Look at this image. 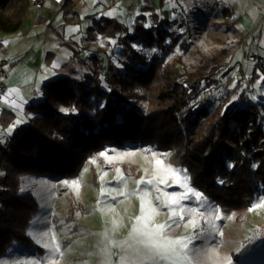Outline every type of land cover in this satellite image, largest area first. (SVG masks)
I'll return each mask as SVG.
<instances>
[{
  "label": "rangeland",
  "instance_id": "obj_1",
  "mask_svg": "<svg viewBox=\"0 0 264 264\" xmlns=\"http://www.w3.org/2000/svg\"><path fill=\"white\" fill-rule=\"evenodd\" d=\"M161 9L155 10L154 19L168 22L166 46H146L135 41V50L148 58L158 56L161 69L182 74L196 90L192 103L222 91L225 72L230 68L225 63L230 52L217 49V43L222 41L221 26L201 20L194 37L185 21L188 7L181 16L180 8L168 13ZM14 10L10 8L9 13ZM137 14L145 17L144 25L151 24V12L140 10ZM81 37L78 32L67 35L78 44ZM93 44L91 50L81 48V55L95 53L104 64L108 57L120 66L124 51L115 37L99 34ZM9 55L16 59L13 51L3 52L0 58ZM86 62L90 64L91 60L86 58ZM43 63L36 67L33 60L26 58L6 66L10 70L19 64L20 71L12 76L14 87L9 92L13 99H22L24 106H14L12 124L5 128L0 125L1 144L32 116L25 105L40 99L43 79L46 82L56 76L46 67V59ZM246 83L236 69L227 88L245 87ZM251 88L255 91L253 100L264 111L261 73L255 76ZM236 92H227V103L235 99ZM151 93L152 90L146 95L142 92L140 98H130L125 105L146 116L156 108L148 99ZM29 94L34 96L29 99ZM214 107L215 104L210 109ZM260 113L264 124V113ZM171 152V147L159 149L156 143H108L89 155L72 177L22 175L20 192L32 194L37 203L27 228L31 244L13 243L0 256V264H264V194L250 207L224 214L191 184L184 168L168 161ZM73 181L78 182V187L73 186ZM158 225L164 227L158 229ZM146 232H152L154 239H178L180 243L171 246L175 253L164 259L155 255L146 243H141L149 239Z\"/></svg>",
  "mask_w": 264,
  "mask_h": 264
},
{
  "label": "trees",
  "instance_id": "obj_2",
  "mask_svg": "<svg viewBox=\"0 0 264 264\" xmlns=\"http://www.w3.org/2000/svg\"><path fill=\"white\" fill-rule=\"evenodd\" d=\"M28 2L0 0V32L20 28ZM155 15L150 25L137 22L131 31L113 19L99 24L100 34L115 37L122 46L120 66L108 57L104 64L98 54L74 51L42 84L40 99L26 104L32 116L0 143V256L15 242L31 244L27 228L37 203L32 194L20 192V177H72L108 143L171 147L168 161L184 168L191 184L224 214L250 207L264 194V124L257 106L243 93L229 103L225 97L236 88H227L236 68L226 70L222 91L192 103L196 90L182 74L161 69L158 56L148 58L133 47L135 41L166 46L168 22L158 23ZM150 90L148 99L156 104L150 114L140 116L125 105ZM14 118L13 111L1 110V127Z\"/></svg>",
  "mask_w": 264,
  "mask_h": 264
},
{
  "label": "crops",
  "instance_id": "obj_3",
  "mask_svg": "<svg viewBox=\"0 0 264 264\" xmlns=\"http://www.w3.org/2000/svg\"><path fill=\"white\" fill-rule=\"evenodd\" d=\"M28 2V0H26ZM193 0H63L61 4H55L44 0L40 8H35L28 2L24 21L19 30L12 33L0 32V56L3 52L13 51L15 60L28 58L33 60L36 67L48 62V70H55L69 58H73L74 51L91 50L93 42L99 39L97 26L106 19H113L118 23L127 26L130 30L137 22L145 24L143 15L137 11L147 10L151 14L161 9L164 13L175 8H180L183 14L184 7H187ZM216 3L226 7L225 16L228 19L229 27L243 38L240 45L229 54L226 64L228 67H242L247 81L245 87H236V97L245 94L246 99L257 106L253 99L251 88L255 76L261 73L264 76V0H215ZM140 5V9L133 16H126L125 9L130 5ZM132 19H135L131 24ZM75 32L81 34V44L67 38ZM254 55L263 63V69L256 67V61L248 57ZM42 61V62H41ZM12 62V63H13ZM44 64V63H43ZM20 71L19 64L7 70L5 78L6 91L0 96V111L5 109L14 111V106H24V101L13 99L9 88L14 87L12 76ZM54 71V72H53ZM260 77V76H259ZM258 77V78H259ZM49 78V77H48ZM46 80L43 79V83ZM30 92V91H29ZM28 92V93H29ZM30 96V97H29ZM34 96L29 94V99ZM235 97V99H236ZM27 104V103H26ZM26 106V105H25Z\"/></svg>",
  "mask_w": 264,
  "mask_h": 264
},
{
  "label": "built area",
  "instance_id": "obj_4",
  "mask_svg": "<svg viewBox=\"0 0 264 264\" xmlns=\"http://www.w3.org/2000/svg\"><path fill=\"white\" fill-rule=\"evenodd\" d=\"M30 5L35 8H40L44 0H28ZM55 4H61L63 0H49ZM117 1V0H110ZM188 15L185 18L188 29L194 37L197 36L201 28V20H209L213 25H219L222 28V41L217 43V49L219 51L231 52L242 42L243 38L240 34L234 32L228 25V19L222 14L223 10H226L224 5L216 3L215 0H193L188 4ZM140 9L139 5H130L126 7V16H133L137 10ZM250 60L256 61V67L263 69V63L257 59L256 56L250 55ZM14 60V57L9 55L8 57L0 58V96L6 91L5 78L7 76L6 66ZM237 75L240 78H244L242 67H237Z\"/></svg>",
  "mask_w": 264,
  "mask_h": 264
},
{
  "label": "snow or ice",
  "instance_id": "obj_5",
  "mask_svg": "<svg viewBox=\"0 0 264 264\" xmlns=\"http://www.w3.org/2000/svg\"><path fill=\"white\" fill-rule=\"evenodd\" d=\"M17 123H19V121H17ZM9 131H11V129H9ZM101 155H103V153H101ZM157 163H159V161H157ZM231 167V165H230ZM163 183V181H161ZM73 186L78 187V182L73 181L72 182ZM189 191H191V189H189ZM197 196H200V193H196ZM175 202V201H173ZM139 219V218H137ZM163 225H158L157 228H163ZM144 235L148 236L149 239L147 242L145 241H141L142 244L146 243V246L149 247V250H154V254L159 256L161 259H164L166 257V255L168 254H172L175 253V249L173 247H171L172 245H176L179 244L180 241L177 240H172V239H168L166 237H160L159 239H154L153 238V233L152 232H146L144 233Z\"/></svg>",
  "mask_w": 264,
  "mask_h": 264
},
{
  "label": "bare ground",
  "instance_id": "obj_6",
  "mask_svg": "<svg viewBox=\"0 0 264 264\" xmlns=\"http://www.w3.org/2000/svg\"><path fill=\"white\" fill-rule=\"evenodd\" d=\"M34 184V183H33ZM33 186V185H32Z\"/></svg>",
  "mask_w": 264,
  "mask_h": 264
}]
</instances>
